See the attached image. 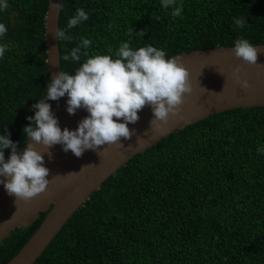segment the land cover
Instances as JSON below:
<instances>
[{
	"label": "trees",
	"instance_id": "16d2710c",
	"mask_svg": "<svg viewBox=\"0 0 264 264\" xmlns=\"http://www.w3.org/2000/svg\"><path fill=\"white\" fill-rule=\"evenodd\" d=\"M0 23V134L11 133L18 150L32 105L50 79L45 45L49 0H7ZM60 59L81 37L90 55H106L121 42L151 44L169 58L234 46L238 38L264 44V0H177L172 17L161 0H61ZM83 8L89 19L67 28ZM246 20L238 28L234 18ZM129 28L134 32L128 35ZM145 30V35L136 32ZM82 49V53H83ZM113 58H115L113 56ZM79 62L63 61L74 74ZM264 106L208 117L137 154L93 192L35 264H264ZM11 149L5 150L7 158ZM46 214L16 229L0 244L7 264L30 240Z\"/></svg>",
	"mask_w": 264,
	"mask_h": 264
},
{
	"label": "clouds",
	"instance_id": "9594fccd",
	"mask_svg": "<svg viewBox=\"0 0 264 264\" xmlns=\"http://www.w3.org/2000/svg\"><path fill=\"white\" fill-rule=\"evenodd\" d=\"M161 6L165 10L171 8L174 18L182 16L183 4L177 6V0H161ZM53 7L61 10L63 5L53 4ZM7 8V0H0V10ZM88 19L85 10L77 8L75 15L69 18L67 28L76 27ZM234 23L238 28H244L246 20L237 17ZM133 32V28H129L128 35L131 36ZM6 33V25L0 23V37ZM136 33L144 36L145 30ZM54 35L59 41L73 39L62 28H57ZM91 46L90 39L81 37L70 54L61 58L63 61L79 62L83 54L85 60L74 74L63 70L50 76L45 97L32 105L31 111L35 114L26 118L29 124L22 129L26 144L22 152L18 151L19 142L12 141L7 128L0 134V177H3L0 184L10 196L15 197V202H30L46 191L51 181L43 154L51 155L49 150L54 145L60 144L65 153L71 151L76 157H81L86 150L99 152L103 145L120 143L121 138L131 139L133 131L128 125L138 122V113L145 106H149L153 113L154 118L150 121L152 130L161 131L169 123L170 117L183 119L184 97L191 94L193 89L190 72L181 57L169 58L164 50L151 44L134 49L129 42H121L114 52L109 47L106 55H90L87 50ZM82 49L85 50L83 53ZM6 50L7 45L0 44V59ZM232 50L233 55L245 64H257L260 49L247 39L238 38ZM240 72L238 65L232 75L246 90L250 84L240 76ZM65 95L68 97L69 114L75 115L79 109L88 113L75 130L61 129L49 103ZM141 141L142 138L138 137L137 143ZM37 144L47 151H39ZM6 149H11L7 158ZM259 151L264 152V149ZM73 174L77 173L68 175Z\"/></svg>",
	"mask_w": 264,
	"mask_h": 264
},
{
	"label": "water",
	"instance_id": "95a60500",
	"mask_svg": "<svg viewBox=\"0 0 264 264\" xmlns=\"http://www.w3.org/2000/svg\"><path fill=\"white\" fill-rule=\"evenodd\" d=\"M53 4H61V0H49L46 15L45 45L50 76L62 71L59 40L54 35L59 28L60 10L55 9ZM253 46L260 49L256 65L245 64L237 59L233 55L234 46L177 55L190 72L193 91L185 94L181 111L183 119L170 117L169 123L161 131L151 129L153 113L149 106H145L138 113V122L128 125L133 131L131 139L121 138L120 143L103 145L99 152L86 150L81 157H76L71 151L65 153L62 145L57 144L49 150V155L44 153L47 150L42 145L37 144L36 148L44 153L51 182L44 193L30 202H15V197L10 196L0 184V244L16 229L33 225L42 213L46 217L30 240L7 264H35L90 195L137 154L157 145L172 133L208 117L239 108L264 106V44ZM238 65L241 67L240 76L250 84L246 90L232 75ZM67 99L65 95L49 103L61 129L75 130L88 113L79 109L75 115L69 114ZM138 137L142 138L139 144ZM23 149L18 151L22 152ZM86 165L90 166L81 171ZM70 173L77 174L68 175Z\"/></svg>",
	"mask_w": 264,
	"mask_h": 264
}]
</instances>
